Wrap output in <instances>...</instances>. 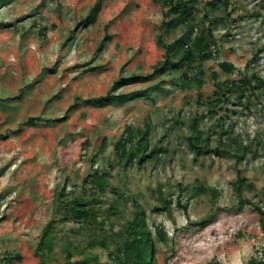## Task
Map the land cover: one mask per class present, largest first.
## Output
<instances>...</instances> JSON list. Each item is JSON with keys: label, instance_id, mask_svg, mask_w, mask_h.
<instances>
[{"label": "rangeland", "instance_id": "obj_1", "mask_svg": "<svg viewBox=\"0 0 264 264\" xmlns=\"http://www.w3.org/2000/svg\"><path fill=\"white\" fill-rule=\"evenodd\" d=\"M182 1L189 24L167 32L170 9ZM182 1L0 6V264H118L136 204L154 264H264L256 212H264V89L256 81L264 79V0ZM96 3V22L83 26ZM188 26L189 45L203 38L208 58L111 91L121 78L151 74L163 45ZM131 92L145 95L119 107L88 104ZM193 121L208 139L199 153L189 142ZM145 125L152 160L119 167L118 138L126 127ZM234 140L247 151L240 162ZM95 173L106 178L104 192L89 199L90 221L75 222L66 201L94 195Z\"/></svg>", "mask_w": 264, "mask_h": 264}, {"label": "trees", "instance_id": "obj_2", "mask_svg": "<svg viewBox=\"0 0 264 264\" xmlns=\"http://www.w3.org/2000/svg\"><path fill=\"white\" fill-rule=\"evenodd\" d=\"M6 1L7 0H0V6H2ZM99 11L100 3L94 4L89 9L87 16L82 20L81 24L85 27L93 25L96 22ZM170 14L174 15V19H171L166 23L165 27L167 29V32L176 28L179 24H189L188 17L190 11L184 2L178 3L177 6L175 5V7H171ZM188 28L189 30L185 34L176 38L172 43L163 45V60L153 67V71L151 74L146 76H131L126 79L121 78L113 84L111 91L113 92L119 90L125 86L148 82L156 74L160 73L164 68L178 71L185 66H191L197 61L198 58H200L202 61L208 58L211 48L203 38L195 37L189 45L188 42L190 40L189 38L192 34L193 29L190 26H188ZM221 68L225 72H230L232 69L231 65L226 63H222ZM256 81L258 87L264 89V79H257ZM197 82L198 85H201L200 81ZM243 86H245L244 82L241 83V86L237 87V89L241 88L240 91L243 92ZM226 90L230 93V89ZM144 95L145 94L141 92H131L128 94L126 93L118 95H111L108 93L106 96L89 100L88 104L100 108H105L108 106L119 107L124 106L125 104ZM216 105L217 101L211 102V109L209 110L210 114H214L213 108ZM33 122L34 121H32V123ZM191 130L195 137H193V139L189 141L190 146L194 151L199 153L203 149V147H208V139H204L203 135L198 132V124L195 123V121L191 123ZM195 133H197V135H195ZM150 134L151 132L147 125H145L142 129H138L136 127H126L114 146L113 153L116 159V164L119 167L126 169L132 164L143 166L148 161L152 160L151 156L155 154V151L150 150ZM232 144L235 145L237 149L241 150L237 161H242L247 152L246 148H241V144L236 140H234ZM220 145L229 148L228 145H223V143L221 142ZM105 149L106 142L103 141L101 151H105ZM105 181L106 178L104 175H98L95 173L91 177V189L93 190L94 195L88 196V198L75 196L66 201V208L68 210L69 218L78 223L90 221L93 215V210L91 208L89 199H93L96 195H100L104 192ZM242 186L243 179L241 177H238L234 182V190L239 193V190ZM248 188H250V186H248ZM202 192H205V190L202 189ZM240 203H242V201H240ZM256 212L261 216V227L264 231V212L261 211L259 207L256 208ZM126 233L127 237L122 246V258L117 259L118 264H154V244L152 241L151 232L146 224L144 211L139 204H136L132 220L127 224ZM44 241L45 237L43 236L40 240V247L38 248L39 251L45 248L43 247V245H45ZM80 254L82 256L83 252H81ZM80 263L88 264L89 259L85 258ZM248 264L261 263L255 259H252Z\"/></svg>", "mask_w": 264, "mask_h": 264}]
</instances>
